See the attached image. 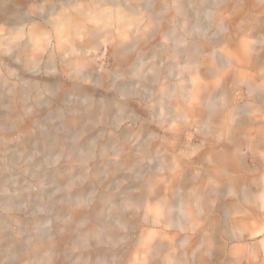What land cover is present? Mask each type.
<instances>
[{"label":"clouds","instance_id":"obj_1","mask_svg":"<svg viewBox=\"0 0 264 264\" xmlns=\"http://www.w3.org/2000/svg\"><path fill=\"white\" fill-rule=\"evenodd\" d=\"M26 15L0 20V264H264V0Z\"/></svg>","mask_w":264,"mask_h":264},{"label":"rangeland","instance_id":"obj_2","mask_svg":"<svg viewBox=\"0 0 264 264\" xmlns=\"http://www.w3.org/2000/svg\"><path fill=\"white\" fill-rule=\"evenodd\" d=\"M65 3H74L75 0H64ZM32 4H35L37 8L44 5V0H0V20H4L7 17H14L16 19H30L26 14L29 11V8ZM35 18H40L39 13L37 12V16ZM257 31H264V21L258 26ZM219 43V40L215 41ZM208 49H201L193 46L191 49L190 59L192 61L198 60L200 56L204 54ZM261 60L264 61V56L261 57ZM31 147V143L29 144ZM62 174H58L55 172H50L45 177V182L48 184H62L63 179L61 178ZM51 191V190H50ZM149 213L153 216H159L160 209L157 208H149ZM152 233H149L151 236Z\"/></svg>","mask_w":264,"mask_h":264}]
</instances>
